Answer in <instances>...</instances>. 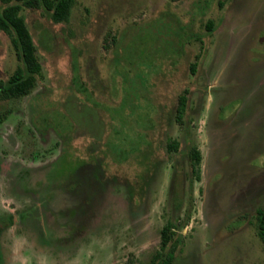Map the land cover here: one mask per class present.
<instances>
[{"label": "rangeland", "instance_id": "374dc122", "mask_svg": "<svg viewBox=\"0 0 264 264\" xmlns=\"http://www.w3.org/2000/svg\"><path fill=\"white\" fill-rule=\"evenodd\" d=\"M22 14L42 69L28 95L0 100V264H151L178 219L171 264H264V0ZM21 65L0 31V78ZM62 157L74 167L50 184ZM58 202L79 205L76 222L55 224Z\"/></svg>", "mask_w": 264, "mask_h": 264}, {"label": "trees", "instance_id": "16d2710c", "mask_svg": "<svg viewBox=\"0 0 264 264\" xmlns=\"http://www.w3.org/2000/svg\"><path fill=\"white\" fill-rule=\"evenodd\" d=\"M76 0H1L0 31L10 35L22 65L8 79L0 78V100L18 98L28 95L38 82L41 74V63L33 35L27 25L22 10L26 8H44L55 22L68 21ZM212 22L208 24L211 30ZM196 64L193 65L195 71ZM187 105V96L181 94L177 109V120L182 121ZM170 150H177L178 142L169 143ZM193 171H198L201 153L194 147L190 153ZM168 221L161 231V248L153 256L151 264H171L182 243L181 231L186 221ZM258 232L264 243V207L257 212ZM125 264H134L128 261Z\"/></svg>", "mask_w": 264, "mask_h": 264}, {"label": "flooded vegetation", "instance_id": "af4514ba", "mask_svg": "<svg viewBox=\"0 0 264 264\" xmlns=\"http://www.w3.org/2000/svg\"><path fill=\"white\" fill-rule=\"evenodd\" d=\"M264 39V35H263V37H262V40ZM71 165V166H70ZM59 167H60V169H61V173H58V174H54V175H51L50 174V170L49 171H47V175L49 176V178H48V176H46V180L47 179H50V180H47L50 184L52 183V179L53 178H59V180H61V178H62V175H64L65 174V172H66V169H69V168H71V167H74V163L72 162V161H69L68 159L66 160V157H62V159H61V161H60V163H59ZM62 173H64V174H62ZM59 176V177H58ZM61 177V178H60ZM30 181V180H29ZM66 200V199H65ZM69 200V199H68ZM60 201H62V200H60ZM57 204H59V202L57 203ZM70 206H67V204H63V203H61L60 202V204H59V206H60V208H59V210H58V212H56V215H54L55 213L53 212V219H55L54 221H55V224H56V222L57 221H59V224L61 223V222H67V221H73V222H76L77 221V219L79 218V213H81L80 212V209H79V211H78V207H79V205L78 204H69ZM80 206H82V204L80 205ZM70 208H75L77 211H78V213L75 215V217H73L74 215H73V213H72V210L70 211ZM66 211V213H65V215H66V218H62V220H60V217H61V212L63 213V211ZM52 219V220H53ZM15 220V216L14 215H10L8 218H7V221H6V224H13V221ZM1 224H2V222H1ZM1 226H3V224L1 225Z\"/></svg>", "mask_w": 264, "mask_h": 264}]
</instances>
